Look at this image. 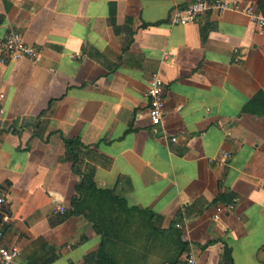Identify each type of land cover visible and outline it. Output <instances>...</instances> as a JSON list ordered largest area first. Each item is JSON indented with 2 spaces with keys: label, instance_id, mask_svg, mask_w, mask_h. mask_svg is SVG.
I'll use <instances>...</instances> for the list:
<instances>
[{
  "label": "crops",
  "instance_id": "crops-1",
  "mask_svg": "<svg viewBox=\"0 0 264 264\" xmlns=\"http://www.w3.org/2000/svg\"><path fill=\"white\" fill-rule=\"evenodd\" d=\"M191 1L0 0V41L41 53L0 62V245L21 264H264V30L232 10L172 25ZM80 182L104 192L80 202L104 244L72 213Z\"/></svg>",
  "mask_w": 264,
  "mask_h": 264
},
{
  "label": "built area",
  "instance_id": "built-area-1",
  "mask_svg": "<svg viewBox=\"0 0 264 264\" xmlns=\"http://www.w3.org/2000/svg\"><path fill=\"white\" fill-rule=\"evenodd\" d=\"M227 10L248 16L259 29L264 30V15L258 12L254 5H240L227 0H193L186 5L177 3L171 11L169 20L172 25H185L195 21L202 14H220ZM78 55L79 53H75L71 56ZM22 58L39 62L41 53L36 47L25 44L20 32L11 31L7 37L0 41V62L4 63L9 60H19ZM146 96L148 99V116L150 122L152 125H158L161 123L165 103L163 80L158 73H153L149 78ZM3 98L4 93L0 91V122L4 121ZM172 139L175 140V137ZM208 162H213V159H208ZM3 202V197H0V203ZM231 207L232 205L229 206V208ZM58 210L63 212L64 207L59 206ZM221 210V207H217L218 212ZM217 218L218 215H215V219ZM1 236L2 231L0 230V238ZM19 255L20 249L17 246L6 247L0 245V264H21L19 262ZM185 264H195V256L192 253L187 256Z\"/></svg>",
  "mask_w": 264,
  "mask_h": 264
},
{
  "label": "trees",
  "instance_id": "trees-1",
  "mask_svg": "<svg viewBox=\"0 0 264 264\" xmlns=\"http://www.w3.org/2000/svg\"><path fill=\"white\" fill-rule=\"evenodd\" d=\"M257 10L264 15V0H258L257 2ZM91 187L90 188H85V186L83 185V183H78V185L76 186V190H77V193H78V196L77 197H74L73 201H72V206H73V210H72V213L74 214H78V215H84L86 218H88L89 220H91L92 222H94V224L96 225L98 231L101 233L102 235V242L104 244V242L106 241V238H108V234H107V231L105 229H103V225L98 222L94 216V213L92 212L91 208L86 206L85 203L83 204H80V202H83L84 201V198H85V192L88 191L89 189H94L96 190L93 185H90ZM97 191V190H96ZM98 193H100V195H98V198H101L102 197V193H104L103 191L99 192L97 191ZM103 255V252L102 251H98L97 252V256H102ZM91 257H93L92 255H89L87 258H86V261H90L91 260ZM227 258H229V252H227Z\"/></svg>",
  "mask_w": 264,
  "mask_h": 264
}]
</instances>
